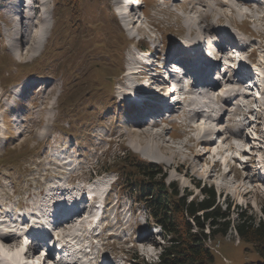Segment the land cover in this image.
Here are the masks:
<instances>
[{
	"label": "rangeland",
	"instance_id": "374dc122",
	"mask_svg": "<svg viewBox=\"0 0 264 264\" xmlns=\"http://www.w3.org/2000/svg\"><path fill=\"white\" fill-rule=\"evenodd\" d=\"M9 1L0 0V214L3 216L2 219L9 218L5 210L14 212L16 216L25 212L28 218H35L33 213L42 214L41 216L46 218L50 212L47 208L63 198L64 192L66 193L64 189L68 187L66 183L72 176L78 179L74 182L72 191L86 188L87 184L88 190L106 189L109 183L114 181L116 173L104 170L103 157L106 156L107 160L108 155H116V151L123 148L133 151L143 159L150 160L147 154L156 157L157 163L165 167L166 179L175 181V186L180 192L185 190L190 192L191 196L201 198V191L195 185L199 182L201 186L206 184L213 187L216 192V202L221 210L225 204H229V229L224 235L220 233L211 238L212 240H206V244L214 253L215 264H264L263 258L252 245L239 239L233 227L238 212L251 214L258 219L261 217V208L264 207V177L256 173V171L264 172V110L257 111L261 120L251 124L252 126L258 124V129L249 128L247 134L250 136L245 137V142L240 144L244 147L245 154L239 151V148L236 149L237 151L229 150L228 154L221 158L223 161L225 157H229L227 163L225 161L220 167H211L213 160L211 161V153L207 152L199 159L196 171H192L182 162L187 163L185 158L189 160L193 157L187 150L189 144L193 143L189 140L200 136L203 129L208 130V123H204V119H193L195 130H190L186 126L177 129V135L182 134V131L185 134L175 139H169L165 126L166 131H162L164 135L161 138L166 142L157 148L162 141L150 140L148 137L141 138L142 136L133 134L132 124L138 114L137 108L119 99L120 94L125 91V84L138 82L137 75H126V72L120 74L125 68L130 69L136 59H139L137 55L131 56L135 46L148 49L144 55H149L151 58L154 56V50L157 49L155 45H161L162 41L170 48L182 43V38L187 35L186 29H180L184 13L174 9L171 4L183 0H167V2L143 0L141 5L134 7L133 11L138 16H141V10L149 15L148 24H142L146 28H141V33L137 34L138 38H141L139 41L136 36L132 37L130 30L124 29L123 21L114 13L116 0H48L47 6L44 7L52 27L50 26L39 40L43 41L45 38L52 52L40 50V54L33 58H29L30 54L20 58L12 55L17 49L10 45L8 35L10 30L18 25L12 20L13 17H9L7 5ZM167 7L174 9V12L171 10L174 14L164 9ZM262 7L264 11V6ZM221 10L226 14L222 25L227 27L228 12L225 7ZM253 13L261 14L258 11ZM189 16L196 17L193 13ZM217 17L218 14H213L211 20L207 22L214 23ZM239 18L237 17V20ZM125 23L127 24L126 19ZM246 24L250 34L264 33V22L257 23L259 26L249 21ZM22 25L26 26L24 23ZM201 25L204 26L205 22ZM157 29H160L161 33ZM232 31L234 32L233 29ZM61 33L63 38L59 39ZM254 42L256 44H251L257 45L258 58L264 61L263 40H254ZM24 67H36V69L28 70L29 68ZM29 81L31 82L28 85H31L24 88L26 85L23 87V84ZM140 83L139 90L150 89L148 80ZM96 96L98 99L93 100L92 98ZM194 97L196 99L198 95H190V99ZM245 119L249 120V117ZM176 120L181 121V118L177 117ZM221 121L213 120L210 125L215 128L216 123L222 124ZM208 128L210 130V127ZM227 142L220 144L217 149L222 151L227 148ZM184 143H186L185 147ZM169 145L179 150V156L170 154L171 150L167 148ZM209 147L197 145L192 151L201 153ZM9 151L13 156L10 160H5ZM232 153L246 162L234 161L232 158L235 157ZM88 159L90 162L86 161ZM225 164H228L229 168L233 166L232 171H226L228 167ZM83 165L81 172L80 168ZM177 166H180L179 170ZM72 168L76 171L71 176ZM93 169L99 170V175L93 173ZM164 169L162 168V172ZM225 172L229 173L223 176ZM235 173L243 176L248 174L253 176L255 181L244 184ZM121 183L127 187L124 180L119 179L118 176L117 183L113 184L114 190L112 189L106 196L102 219L97 217L99 222L101 220L108 222L106 232L114 234L112 239L116 238L114 248H107V252L109 250L111 254L109 256L105 254L103 263L133 264L134 262L130 261L133 254L139 257L138 261H153L165 237L161 234H149L142 212L139 218L134 216L135 206L131 205L128 199L131 192L128 188L123 190ZM74 222L75 220L67 227L63 226V229L56 228L58 233L67 232L65 236L71 239L75 231V234L79 235L77 228L73 232L69 230ZM114 222L118 223L114 225ZM37 223L39 225V222ZM38 225H35V228ZM208 229L209 227L205 226L204 231L207 232ZM140 237L145 239H139L137 243ZM78 238L76 236L70 242L78 244L80 242ZM11 242L9 249L5 250L16 249L14 240ZM134 243L138 247L136 251L132 248ZM90 252L93 256L94 249L91 248ZM98 257L90 260L89 264H100L103 258L98 259ZM138 261H135V264Z\"/></svg>",
	"mask_w": 264,
	"mask_h": 264
},
{
	"label": "bare ground",
	"instance_id": "6f19581e",
	"mask_svg": "<svg viewBox=\"0 0 264 264\" xmlns=\"http://www.w3.org/2000/svg\"><path fill=\"white\" fill-rule=\"evenodd\" d=\"M23 2H24V0H10L9 4H7L9 6V17L18 16L17 21L15 22L18 26H14L10 30L11 32L8 35L10 38V45L17 49L16 52L12 53V55H14L15 57H18V58L25 57L28 54L34 55L35 52L38 50V43L36 40V35L37 34L41 35V33L39 34L37 32V29H35L33 27L34 26V20H33V17H34L33 12L34 11L31 10V7H30V5L32 4V0H28L26 5H23ZM133 2L134 1H132V4H133ZM44 4L45 3H43V5L41 7L39 6V4L35 5L34 7H35V9H39L44 13L45 12L44 11V9H45ZM171 6H173L174 9L177 8L178 10H181L184 13V17H182V20H181L182 23L180 22L181 23L180 29H186L187 35L184 34L185 37L182 38V44L178 45L177 47L176 46L172 47V49H170L171 54H170L169 58H171L174 53H176L179 56L180 55H186V53L183 51V47H185V45H187L188 43H194V44L200 45V47L199 46L197 47L198 50L194 56H196L197 54L203 53L202 48H203V44L205 46V43L209 44V48H214L215 46L212 44V38H211L212 34L226 33L225 30L223 29V27L222 28H215L212 24H208L207 26H205V25L202 26L201 24L204 20L208 19L213 14H218L217 20L223 21L224 17L226 16V14L221 10V8H223V7L226 8V10L228 12L227 15L229 17V22L232 25L237 23V20H236L237 17H241L244 20H246V19L251 20L253 22H259V23L264 22V15H262V14L255 15L253 13V11H258L261 13V11L263 10L262 6H264V2L261 0H183L182 2H174L173 5L171 4ZM170 7H167L164 9L167 12H169L170 14H174L173 13L174 9H171ZM217 7H219V8H217ZM191 13H193L194 16H196V17L189 16ZM123 15L125 17L124 19H126V21H127V24L134 25L138 22L140 23V17H138V18L136 17L137 16L136 12H132V11L131 12H125V13H123ZM177 19H178V17H177ZM12 20H14V19L12 18ZM23 23L26 25L25 27H23V25H22ZM45 28H46V26L42 27L43 33L46 31ZM15 33L18 35L17 39H15L14 36H12ZM216 40H219V39L216 38ZM205 57H206V59H208L207 55ZM177 59L179 60V62H181L183 60L181 57H177ZM200 60L201 59L196 58L194 60V62L190 65L195 66L197 64V61H200ZM220 60H221V58H216L215 61H213L212 63H209L207 60L206 61L203 60L202 64L204 63V65H205V68L203 70V72H204L203 74H207L210 71V69H212V67L214 65L216 66V63L218 64L220 62ZM229 62H231V61H229ZM227 65H229V64L227 63ZM138 73H140V70L135 68V69L129 70L127 72V75L138 74ZM160 76L161 75H154L153 77H146V78H148L146 80H148L149 82H154V81H156L157 77L161 78ZM195 82L201 83V84H199L200 89L199 90L193 89L194 85L188 84V90L186 91V95H192V96L198 95V98H196L197 101L194 97L193 99H190L186 104V106H188V107L192 106L189 109V110H192V113L191 114H190V112L185 113V111L182 112L186 116V118H188V121L186 122V124L190 129H193V127H194L192 125L193 119H195V117L199 116V114L204 113V112H206L207 116L209 118H211V115L209 113L215 110V113H216L215 117L211 118V120H216L217 122H219L220 121L219 119H221L223 116H226L228 121L233 120L234 116H239V118H240L238 120L239 122H242V120L244 118L249 117L248 122L240 123L238 129L234 128V123L226 124V125H219V127H224V129H229L232 131V138H231L232 140L231 141L228 140L227 148L220 151L221 153L218 152V155L220 154L219 159L216 158L211 163V167H216V166L220 167L223 163H225V161L227 163V159H229V157H225L223 161L221 160V158L223 156H226L228 154L227 151L236 150V149L238 150V148H239V151H242V153L245 154V152H243L244 147L242 145H240L241 143L245 142L244 141L245 135H244L243 130L248 129L252 123H256L257 121H259L261 116H260L259 112L254 113L255 108L250 106V104L254 103V101L251 98H248L247 92L242 89V87L240 86V84H238V82L234 83L233 79H231L230 77L225 78L221 82H216L217 85H220V86H218V88H214L215 86H210L207 84L203 85V83H204L203 79H199ZM26 87H28V85H26ZM232 101H234V107L229 108V104H231ZM258 103L260 105L259 111H261V110L263 111L264 110L263 100L259 101ZM195 104H201L202 108L199 110H197V109L194 110L193 106ZM244 105L248 107L247 111L242 110V106H244ZM222 109H224L223 112H222ZM246 121H247V119H246ZM157 124H158L157 121H154L152 124H145V122L143 120L136 118L132 124L134 127L133 134L135 136H142L141 138H145V137L147 138L148 137L150 140L158 139L157 141H160V142L162 141V144L159 143L160 145L157 146V148L158 147L160 148L161 145H164L163 143H165L166 141L162 140V138H161L164 135V134H162L163 129H159V131L158 130H156V131L152 130V128H156L158 126ZM254 129H256V130L258 129V124H256L254 126ZM216 138H218V137H216ZM218 141L221 144L223 143V140H218ZM154 142H155V140H154ZM167 148L171 150L170 154H172V156H176V155L179 156L180 153H179L178 149H174L175 147H173L171 145H169V147H167ZM188 149L191 152V155L193 157H190L189 160H186V158H185V161H187V163L182 162V164L187 165V168H191L192 171H196L197 165L199 164L198 163L199 159H201V157L203 158L205 156L206 152L193 153L192 148H188ZM146 156L148 158H150L151 161H154V162L158 161L157 158L153 157L152 155L147 154ZM249 157L250 156H248V158ZM164 162H166V160ZM176 168H177V170H179L180 166H177ZM187 170L188 169H186V171ZM228 173L229 172L223 173V176L228 175ZM185 175H187L186 172H185ZM235 175L244 184H246L248 182L254 183V181H255L254 177L250 176L248 174H245L243 176V175H240L239 173H235ZM261 175H262L261 177H264L263 174H261ZM239 179H237V180H239ZM244 184H243V186H244ZM255 186H257V184H255ZM201 196H202V192H201ZM53 211L54 210L51 209L48 214L45 213V214H47L46 218H48L49 215H53ZM84 212L85 211L83 210V213ZM5 214H8L9 218H8V220H6L7 218L5 220L0 219V226L1 227L10 226V225H6V224H2V223H4V221L11 223V224L15 223V221L11 218L12 212L5 211ZM41 215L42 214H40V215L36 214V216H41ZM67 216L68 217L66 218V220L72 222L73 221L72 219L74 218V216L73 215L72 216L67 215ZM27 218L28 217L23 213L22 218H17V219L21 221L20 223L23 222V224H24L25 223L24 220H26ZM93 218L96 219V215H93L92 218H90V216H89L87 219H84V221L86 222V224H88L87 223L88 219H93ZM79 219H80V217H78V219L76 217V219H74V220H79ZM37 220L43 222L39 217H37ZM52 222H53V220H52ZM35 225H38V223H32V228H35ZM37 227L39 230L40 224L38 226H36V228ZM53 227H55V226H53ZM83 229H84L83 224L80 223L79 227L77 228V230H78L77 232L79 233V235H82L79 231H82ZM54 231H55V229H53V232H52L53 236L55 233ZM30 232L31 231H29V233ZM27 233H25L26 236L29 235V233L28 234ZM11 237H12L11 235L0 234V264H18V258L20 256V251L17 249V247L15 250H13L11 248L12 251L11 250H8V251L5 250V249H9V247H10L9 241H11ZM29 238H33V236L30 235ZM29 238H27V239H29ZM139 239L143 240L145 238L140 237ZM42 261L43 260L41 258V259L37 260L36 262H38V263L40 262V264H41ZM42 263H44V261Z\"/></svg>",
	"mask_w": 264,
	"mask_h": 264
},
{
	"label": "trees",
	"instance_id": "16d2710c",
	"mask_svg": "<svg viewBox=\"0 0 264 264\" xmlns=\"http://www.w3.org/2000/svg\"><path fill=\"white\" fill-rule=\"evenodd\" d=\"M109 165L126 183L127 187L121 183L122 188H128L143 202L153 221L168 234V244L156 264H214V254L205 241L224 235L230 218L229 204L224 205L227 211L221 210L211 185L200 188V199L188 200V193L180 194L174 182H165L161 166L141 160L130 151H119L109 159ZM233 227L240 240L251 244L264 260V207L258 219L238 212Z\"/></svg>",
	"mask_w": 264,
	"mask_h": 264
}]
</instances>
